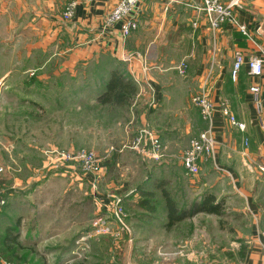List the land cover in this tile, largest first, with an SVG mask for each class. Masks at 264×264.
Wrapping results in <instances>:
<instances>
[{"label": "crops", "instance_id": "0c3cea01", "mask_svg": "<svg viewBox=\"0 0 264 264\" xmlns=\"http://www.w3.org/2000/svg\"><path fill=\"white\" fill-rule=\"evenodd\" d=\"M69 1L71 0H0V14L4 18L0 21H4L6 30L20 27L28 31L26 34L32 36V39L27 42V50L40 52L51 48L50 57L48 59L44 57L39 66L54 59L59 67L63 66L67 70L66 76L72 81L79 79L80 73L75 72L79 64L90 62L97 64L101 60L103 64L106 62L108 65L111 64L102 72H90L87 75L82 73V78L86 79V75L88 80H94L90 82L89 89L95 94L93 99L96 105L112 108V114L107 116L108 130L106 132L97 130L95 134L97 137H105L108 143L106 150L100 152L96 149L103 157L101 169L108 179L105 183L103 179L96 183L97 192L101 196L98 202L100 209L111 213L113 202H110V199L115 198L126 205L127 199L132 198L136 216L134 225L144 222V225L150 228L155 221H159L163 225L161 234L164 235L185 220L193 222L200 215L213 216V220L215 218L220 220L224 212L235 210L238 215L236 223L229 224L230 227L227 229L236 234L237 241L229 243L235 244L232 248L228 249L227 243L223 245L218 243L215 237L213 240L209 236V233L214 235L217 230H221L220 223L219 226L215 222L208 227L198 226L188 235L194 230L205 233V238L208 234L206 244L210 254L204 257L203 264H262L264 132L260 127V121L264 122V73L251 77L245 64L241 66L235 78L231 72L237 49L242 51L246 58L254 54L264 56V0H244L243 5L236 10V18L247 26L249 35L242 34L230 22L223 23L217 30H211L208 19L194 8L200 4V0H141L136 16L137 28L126 38H121L119 34V23L105 26V15L113 9L116 0H93L88 3L77 0L72 19L64 21L61 15L64 5ZM258 26L262 27V33L256 31ZM183 60L186 63L187 76L181 80L175 67ZM41 76L39 78L41 77L42 81L57 82L62 72H55L53 77ZM112 76L120 79L122 83L130 82L135 91L125 92L124 99L119 103L113 101L102 103L98 97L107 91ZM96 78L102 80L101 85L95 81ZM255 84L259 86L257 92L259 104L250 90ZM202 88L208 89L209 97L215 104L211 121V131L216 140L215 153L200 163L201 176L197 179L192 177L185 183L188 188L193 187L197 192L192 193L187 204H181V200L174 199L168 188L169 182H166L164 176L166 179L171 178V182L177 180L176 184L179 186L178 179L183 175L184 167L182 161L174 159L173 156L181 153L182 143L187 146L191 138L201 132L198 131L199 128L194 130L196 120L191 113L193 104L190 98ZM78 90L79 88H74L72 92ZM75 97L78 98V95ZM223 100L227 101L230 112L238 120L245 122L244 130H238L230 125L227 117L221 113L219 105ZM131 106L135 107L133 111ZM72 109L74 115L76 113L75 116L80 114L81 107L77 102ZM198 112L199 110H196V118L202 128L206 129L207 123ZM14 120L12 115L10 124L2 125L4 129H0V139L7 144L9 141L6 142L3 135L11 132L9 129L12 128L11 122ZM141 127L159 136L167 157L158 162L143 153L133 151L140 160L143 159L147 175L142 183L132 190L124 182L119 183L116 176L119 159L127 154L124 147L118 145V140L134 141ZM245 139L247 145L244 144ZM18 141L15 137L9 146H18ZM27 155L23 164L29 168L27 175H21L13 168L14 173L10 176L3 174L0 177V187L5 188L3 195L7 205L3 214L16 215L18 222L22 220L24 212L27 214L31 212L30 215L34 218L32 216L30 219L54 220L61 206L67 208L71 204L70 198L73 194L71 190L80 194V191L83 192L86 188L82 177L77 176L79 172L76 170L69 171L72 179H69V173L62 170L48 171L49 173L43 176L40 173L36 174L35 165L31 168L33 165L31 156ZM153 167L159 168V173H155ZM0 168L2 170V167ZM54 178L60 179L61 185L54 187L52 185L56 183ZM221 179L226 183L225 188L230 183L231 190H225L221 195L209 191L216 202L223 203L221 215L198 211L192 217L167 226V209L162 188L181 209L204 196L205 192L198 193L200 187L209 190ZM15 189L22 191L21 202L17 196L21 194ZM230 191L233 194L228 196L230 194L227 193H231ZM119 196L122 199H119ZM228 198L236 199L233 208ZM225 199L226 202H223ZM23 200L30 206L26 208ZM142 201H145L144 205H141ZM10 202L12 206L9 205ZM68 217L66 214L65 218ZM29 232L23 233V236L27 238L30 236ZM172 240L170 237H164L161 244ZM199 259L202 260L201 255Z\"/></svg>", "mask_w": 264, "mask_h": 264}, {"label": "rangeland", "instance_id": "374dc122", "mask_svg": "<svg viewBox=\"0 0 264 264\" xmlns=\"http://www.w3.org/2000/svg\"><path fill=\"white\" fill-rule=\"evenodd\" d=\"M240 1L243 5L244 0ZM3 19L0 14V20ZM27 32L26 29L22 30L20 27L6 30L4 21H0V129H4L2 125L10 124L12 115L15 118L11 122L12 128L9 129L11 132L3 135L5 141H9L8 144L0 139V167H2V170L0 168V177L3 174L10 176L11 173H14L13 168H16L21 175H27L29 168L23 164L29 154L33 164L31 168L35 165L36 174L40 173L43 176V174L46 175L52 171L62 170L69 173L68 177L72 179L69 171L76 170L79 172H77V176L82 177L86 188L83 192L80 191V194L71 190L73 192L72 198H70L71 204L67 208L60 205L61 209L56 213L58 216L54 220L32 219L34 216L30 215L31 212L29 214L24 212L22 220L18 222L16 215L3 214L7 207L4 204L0 208V264H203L204 257L210 254L206 241L209 238L208 234L206 238L205 233L195 230L192 234H188L193 228L208 227L213 222L218 226L220 223L221 230H217L214 233L215 236L213 233H209V236L213 240L215 237L218 243L223 245L227 243L228 249L235 246L234 243L231 245L229 243L237 241L236 234L227 230L230 227L229 224L236 223L235 219L238 215L235 210L224 212L220 220L218 218L213 220V216L205 215H200L193 222L185 220L178 223L172 230L165 232L166 235H164L161 234L163 225L159 221H155L150 228L145 226L144 222L134 225L136 216L132 198L127 199L128 204L126 205L118 200L119 204H122V214L121 216L119 214V217L113 213V210L108 213L104 209H100L98 202L101 196L97 192L96 183L102 179L104 183L108 180L101 168L96 179L92 180V177L81 170L77 163L61 162L51 165L46 153L49 149L68 151L85 149L95 153H97L96 149H99L100 152L106 150L108 146L106 138L97 137L95 134L97 130L102 132L108 130L107 116L112 114V108L96 105L97 103L93 99L95 94H92L93 91L89 89L91 81L94 80H88L86 75L90 72H102L111 64L108 65L107 62L103 64L102 60L97 64L93 62L79 64L75 68V72L80 73L79 79L72 81L66 76L67 70L63 66L59 67L58 62L54 59L47 61L41 67L39 66L44 57L47 59L50 57L51 48L40 52L32 49L27 50V42L32 39V36L26 34ZM57 71L62 72V76L57 82L42 81L41 75L53 77ZM82 73L86 74V79L82 78ZM39 76L41 77L39 78ZM186 76L187 72L183 75L179 73L181 80H184ZM95 81L101 85L102 80L96 78ZM74 88H79V90L72 92ZM75 95H78V98ZM92 99L93 102H91ZM75 102L81 107L80 114L77 116H75L76 113L74 115L72 109ZM90 102L91 104H89ZM192 104L191 113L196 120L194 130L199 128L198 131H203L204 128L196 118L197 106L193 102ZM134 108L131 106L132 111ZM73 116H75V126ZM141 130L142 127L139 131ZM15 137L19 140L18 146H9ZM118 145L124 147L127 154L119 159L117 179L119 183L124 182L129 189L135 190L147 175L143 159L140 160V157L134 153L140 154L141 152H139V148H135L137 145L133 144L131 139L118 140ZM185 146L186 144L183 143L180 145L181 153L175 154L174 159L182 161L183 149L187 147ZM164 149L163 147V151ZM97 155L102 162L103 157L98 153ZM148 157L159 162L167 157V153L164 151V154L158 159L149 155ZM153 169L155 173H159V168L153 167ZM196 175H188L183 169V175H180L178 179L179 186L176 184L177 180L171 182V178L166 179L164 176L166 182H169L168 188L174 199L181 200V204H187L192 193L197 192L193 187L192 189L188 188L185 184L192 177L199 178L201 173ZM54 179L56 183L51 182L54 187L61 185L60 179ZM63 179L65 180V177ZM228 184L225 188L226 183L221 179L215 187H210L209 190L200 187L198 193L210 191L221 195L225 190H231L230 183ZM220 188L225 189L220 191ZM4 189L0 187L2 195L5 193ZM15 190L20 194L22 192L19 189ZM230 192L227 193L230 194L228 196L233 194L232 191ZM17 196L21 202L22 194ZM120 198L122 199L121 196H119ZM228 199L233 208L236 199ZM109 201L114 204L118 203L115 202V198ZM224 201L226 202V199ZM22 203L26 208L30 206L26 204L25 200ZM9 205L12 206V202ZM66 214L69 216L68 218H65ZM100 217L105 218V224L100 223L98 219ZM120 218L122 221H119ZM22 225L23 227H21ZM101 226H107L109 232L104 231L105 229ZM6 228H12L15 236V240H9L7 243L3 238ZM27 231H30V236L26 238L23 233ZM34 232H36L35 235ZM164 237H170L173 240L161 244ZM200 255L202 260L199 259Z\"/></svg>", "mask_w": 264, "mask_h": 264}, {"label": "built area", "instance_id": "2783aa9c", "mask_svg": "<svg viewBox=\"0 0 264 264\" xmlns=\"http://www.w3.org/2000/svg\"><path fill=\"white\" fill-rule=\"evenodd\" d=\"M86 3L93 0H82ZM141 0H116L115 6L105 15V26H113L120 24L119 34L121 38H126L132 30L137 28L136 16L138 15L139 6ZM199 5L194 8L202 12L206 19H208L211 30H217L223 23L230 22L244 35L248 34L247 26L241 23L236 18V10L241 7L240 0H200ZM77 0H71L67 2L62 11V20L69 21L72 19ZM196 24V23H194ZM256 31L262 33L261 26L256 27ZM144 64V63H143ZM247 67V73L251 77L260 76L264 73V56L254 54L249 57H245L244 53L239 49L234 53V59L232 63L231 75L236 77L238 71L244 65ZM180 74L187 72L185 61H181L177 66ZM254 94V99L259 104L257 99V92L259 90L258 84L250 88ZM191 101L197 106L200 117L207 123V128L199 132L198 135L191 138L186 148L182 152V166L188 175H196L200 171V163L208 157H212L215 153L216 140L211 131L212 114L215 110V104L209 97V91L207 88H202L191 96ZM221 113L227 117L230 125L236 127L238 130L245 129V122L238 120L231 112L226 100H223L219 105ZM260 127L264 132V122L260 121ZM136 144V149L139 148V152L149 155L152 158L158 159L164 154L163 145L158 135H155L152 131L142 128L139 131L137 138L133 141ZM138 144L141 146L138 147ZM244 144L247 145V140H244ZM48 161L51 165L60 164L61 162H73L77 163L81 170H84L92 180L96 179L100 170L101 158L94 151H88L85 149H77L76 151H68L63 149H49L47 152ZM264 171V168H262ZM115 202H118L116 199ZM5 204V198L0 192V208ZM118 203H113V213L119 217L122 214V206ZM101 224H105L104 218H98ZM119 221H122L121 218ZM104 231H108L107 226H101ZM101 228V229H102ZM109 232V231H108ZM118 234V233H117ZM264 264V260L262 262Z\"/></svg>", "mask_w": 264, "mask_h": 264}, {"label": "trees", "instance_id": "16d2710c", "mask_svg": "<svg viewBox=\"0 0 264 264\" xmlns=\"http://www.w3.org/2000/svg\"><path fill=\"white\" fill-rule=\"evenodd\" d=\"M107 87V91L98 97V100H100L102 103H107L108 101L119 103L124 99L125 92L131 93L132 91H135L130 82L122 83L120 79L113 76L111 77ZM149 194L152 195L151 192H149ZM162 195L164 197V201L166 202L168 227L187 217H192L193 214L198 211L206 213L210 212L217 215L222 214L221 209L223 203L221 201L216 202V199H214V196L210 192H205L204 196L200 200H193L190 205L182 207L181 209L177 207L173 200L170 199L169 193L164 188H162ZM144 204L145 201H142L141 205ZM3 238L6 243L9 242V240H15L12 228H6Z\"/></svg>", "mask_w": 264, "mask_h": 264}]
</instances>
